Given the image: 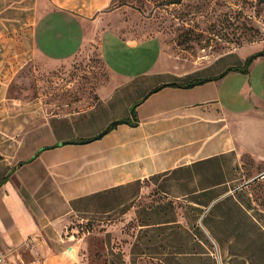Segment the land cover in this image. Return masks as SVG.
I'll list each match as a JSON object with an SVG mask.
<instances>
[{
  "label": "crops",
  "instance_id": "obj_1",
  "mask_svg": "<svg viewBox=\"0 0 264 264\" xmlns=\"http://www.w3.org/2000/svg\"><path fill=\"white\" fill-rule=\"evenodd\" d=\"M151 22L117 0H0L8 264H264V153L235 130L230 66H218L232 55L195 58L182 72H121L125 52L132 63L149 57L160 36ZM108 33L124 43L111 56ZM92 48L109 72L93 102L1 103L26 67L68 66ZM200 79L209 80L180 86ZM245 155L261 167L253 177Z\"/></svg>",
  "mask_w": 264,
  "mask_h": 264
},
{
  "label": "rangeland",
  "instance_id": "obj_2",
  "mask_svg": "<svg viewBox=\"0 0 264 264\" xmlns=\"http://www.w3.org/2000/svg\"><path fill=\"white\" fill-rule=\"evenodd\" d=\"M117 1L150 16L149 29L161 36L149 40L147 59L132 63L131 53L125 52L117 68L126 73H131L133 67L182 72L194 68L192 60L195 58L214 59L230 53L232 56L218 62V66L244 68V71L227 72L225 78L235 96L229 100L233 105L236 133L244 134L245 144L253 153H264V57L250 60L264 52V0ZM114 36L106 34L109 54L116 45L124 44ZM160 44L164 46L162 50ZM83 53L68 66L26 67L18 75L20 81L12 87L10 101L1 103L14 107L18 101L31 102L41 95L49 105L71 104L83 99L93 102V91L107 83L109 72L95 48L87 56ZM243 58L250 61L247 66ZM58 91L61 93L57 94ZM223 95L222 100H225ZM247 166L252 177L261 168L256 158L245 155L242 168ZM248 187L258 203L259 178Z\"/></svg>",
  "mask_w": 264,
  "mask_h": 264
},
{
  "label": "trees",
  "instance_id": "obj_3",
  "mask_svg": "<svg viewBox=\"0 0 264 264\" xmlns=\"http://www.w3.org/2000/svg\"><path fill=\"white\" fill-rule=\"evenodd\" d=\"M250 61H248V59H246L244 61V66H247V64L249 63ZM229 71H244V68L243 67H237V68H228L226 70V72H229ZM221 76V75H220ZM217 77V78H220ZM209 79H200V80H194V81H191V82H188V83H184V84H181L180 86H182L183 88H189L191 86H194V85H199V84H203L204 82L208 81Z\"/></svg>",
  "mask_w": 264,
  "mask_h": 264
},
{
  "label": "built area",
  "instance_id": "obj_4",
  "mask_svg": "<svg viewBox=\"0 0 264 264\" xmlns=\"http://www.w3.org/2000/svg\"><path fill=\"white\" fill-rule=\"evenodd\" d=\"M0 264H8L5 260V257L0 253Z\"/></svg>",
  "mask_w": 264,
  "mask_h": 264
},
{
  "label": "water",
  "instance_id": "obj_5",
  "mask_svg": "<svg viewBox=\"0 0 264 264\" xmlns=\"http://www.w3.org/2000/svg\"><path fill=\"white\" fill-rule=\"evenodd\" d=\"M264 57V52H261V53H258V54H256V55H254V57H252V58H250V60L251 59H253V58H257V57Z\"/></svg>",
  "mask_w": 264,
  "mask_h": 264
}]
</instances>
